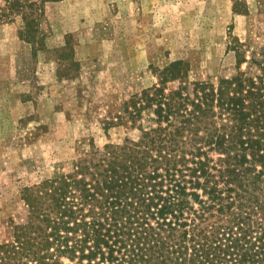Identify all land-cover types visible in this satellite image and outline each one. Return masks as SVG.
Returning <instances> with one entry per match:
<instances>
[{"label": "trees", "instance_id": "obj_1", "mask_svg": "<svg viewBox=\"0 0 264 264\" xmlns=\"http://www.w3.org/2000/svg\"><path fill=\"white\" fill-rule=\"evenodd\" d=\"M51 1L0 0V21L40 49ZM236 49L229 75L191 79L179 59L113 105L105 129L137 134L24 187L0 264H264V42Z\"/></svg>", "mask_w": 264, "mask_h": 264}, {"label": "rangeland", "instance_id": "obj_2", "mask_svg": "<svg viewBox=\"0 0 264 264\" xmlns=\"http://www.w3.org/2000/svg\"><path fill=\"white\" fill-rule=\"evenodd\" d=\"M38 24L40 49L19 38V19L0 21V239L25 212L24 187L137 134L104 122L154 70L181 59L191 79L232 73L236 45L248 58L264 42V0H58Z\"/></svg>", "mask_w": 264, "mask_h": 264}]
</instances>
